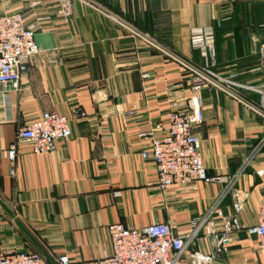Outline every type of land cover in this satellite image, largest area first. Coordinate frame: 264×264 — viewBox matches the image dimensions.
I'll use <instances>...</instances> for the list:
<instances>
[{
  "label": "crops",
  "instance_id": "crops-1",
  "mask_svg": "<svg viewBox=\"0 0 264 264\" xmlns=\"http://www.w3.org/2000/svg\"><path fill=\"white\" fill-rule=\"evenodd\" d=\"M4 12L22 15L41 53L28 60L18 90L6 98L0 92V253L97 264L111 224L167 223L176 236L190 234L191 221L226 184L161 192L154 166L140 156L147 140L137 134L151 129L162 136L170 107L186 105L193 70L209 67L235 85L204 86L203 120L194 133L209 177L228 180L242 170L234 188L244 198L238 214L231 194L220 204L242 229L213 264H264V252L245 232L264 198V173H256L264 170V145L258 149L264 98L257 91L264 85L257 54L264 0L74 1L67 17L57 0H0ZM197 28H211V49L192 48L190 32ZM74 109L83 116L71 122V137L55 152L33 154L16 138L20 126L43 112L68 116ZM191 249L210 253L213 244L199 238ZM189 250L177 264H193Z\"/></svg>",
  "mask_w": 264,
  "mask_h": 264
},
{
  "label": "built area",
  "instance_id": "built-area-1",
  "mask_svg": "<svg viewBox=\"0 0 264 264\" xmlns=\"http://www.w3.org/2000/svg\"><path fill=\"white\" fill-rule=\"evenodd\" d=\"M74 1L93 0H57L63 16L70 15ZM262 29L264 33V24ZM190 42L193 49H211V28L192 29ZM40 53L41 49L34 40L33 28L24 24L20 13L0 14V92L5 98L10 90H18L19 82L27 70L28 60ZM257 54L264 66V36ZM208 84L219 85L224 90L235 85L230 78L219 77L209 67L193 70L186 105L183 108L170 107L164 134L155 137L149 129L139 132L137 137L147 140L148 147L140 156L154 166L157 186L161 192H167L176 186L183 190H196L200 182L225 183L224 192L203 216L191 221L192 230L186 237L174 235L172 227L167 223H154L142 228H126L121 224L107 226L108 248L103 251L97 264H177L191 249L194 240L199 238L210 241L213 249L210 253L189 250L193 264H213L216 256L227 251L230 235L242 229L236 216L225 218L220 208L223 198L231 194L235 214L242 210L244 198L234 188L242 170L228 180L209 177L200 153V139L194 133V128L203 120L201 92ZM257 91L264 98V85ZM82 116L77 109L68 116L43 112L35 120L20 126L16 138L29 144L33 154L53 153L59 142H65L71 137V122ZM263 145L264 136L258 149ZM7 157L13 166L16 157L14 145L9 146ZM256 173L261 176L264 170ZM245 232L255 237L259 250L264 252V198L258 207L256 224L245 228ZM0 264H70V261L65 255L47 261L38 253L8 251L0 253Z\"/></svg>",
  "mask_w": 264,
  "mask_h": 264
}]
</instances>
